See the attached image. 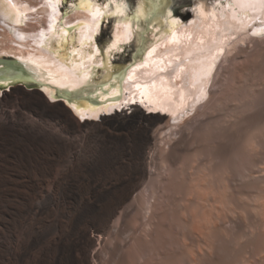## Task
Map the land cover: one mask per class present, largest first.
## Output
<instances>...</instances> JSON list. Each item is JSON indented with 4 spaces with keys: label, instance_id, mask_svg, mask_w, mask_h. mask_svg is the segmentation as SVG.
Segmentation results:
<instances>
[{
    "label": "bare ground",
    "instance_id": "bare-ground-1",
    "mask_svg": "<svg viewBox=\"0 0 264 264\" xmlns=\"http://www.w3.org/2000/svg\"><path fill=\"white\" fill-rule=\"evenodd\" d=\"M31 1L35 4H32ZM48 2L49 0H10L9 3V0H0V30L3 32L0 33V37L15 45L16 49L14 51L13 47L0 46V57L3 54H13L16 59L23 63L27 70H31L33 77L43 84L42 91L45 94L37 90L26 92L21 88H15L10 95L6 96V99H13L17 95L21 96V109L31 114L32 117L43 121V123H52L59 126L60 131L69 136V138H65L50 130L33 125L31 124L32 122L25 121L20 113L17 114V122L12 121L8 114H5L7 120L0 121V264H87L84 248L93 242L88 235L89 227L93 226L95 232L105 228L110 211L127 198L131 192L135 191L142 182L152 178L151 173L155 170L157 172L159 163L165 162L171 169L181 149L189 152V148L186 147V139L190 123L192 121L195 122L196 118H200L201 112L206 109L211 101V89L217 84L219 76L225 75L227 67L225 68V65L222 66L223 61L227 59L230 51L236 45H241L247 37H258V34L264 32V0H225L223 3H221V0H196L194 1L193 9L190 10L192 19L190 17L189 24H186V17H183L185 20L184 24L170 20L167 24V32H155L150 35V40L154 44L151 45L152 48L146 53L145 62L128 73V80L131 78L136 83L135 87L139 92L138 104H136L134 99L136 92H134L131 84L123 85V91L129 93L127 100L129 98L131 100V104L126 105L130 115H127L128 113L125 109L113 111L111 105L82 108L80 105L74 104L89 119V121L84 119L82 123L76 117L77 115L72 107L69 109L64 103L52 105L50 101L55 97V88L76 90L86 85L88 71L85 69V65L88 61L85 60H90L88 58L90 51L89 42L97 28H93L92 25L94 23L97 25L98 20L94 21L91 11L81 6L86 0H81L77 7H69L71 15L64 17L63 24L78 29L76 42L80 49L70 53L68 58H64L61 52L52 46L59 41L56 23L60 20L61 15L58 13L57 8L53 10L49 7ZM52 2L57 5L58 0H52ZM117 3L119 2L110 3L108 11L115 12ZM10 4L14 5L15 8L11 7ZM36 6L38 7L36 8ZM39 8L41 12H37ZM121 11L123 12L122 16H112L114 18L112 39L114 43L132 41V45H138L140 41H137V39L138 37L141 38V29L138 30V27L133 29V22L136 20L135 22L138 24L146 20L150 15L147 14L143 6L137 10L136 19L128 17L129 14L125 7H122ZM37 14H42V16H37ZM169 17H171V13L167 11L165 18ZM31 21L36 22L37 27L25 30L23 27ZM125 25H128V27H125ZM254 32L258 34L254 35ZM41 33L44 35L41 36ZM20 37H23V39ZM218 59H220L218 67L212 74ZM0 61L2 63L6 60L0 58ZM210 65L212 67L209 72ZM202 89L204 91L203 95L201 94ZM143 94L145 95L144 100L140 99ZM101 100L107 101L105 97H102ZM4 103L6 104V101H0V105ZM133 103L135 105H132ZM140 106H143L144 110L146 108V111L141 110ZM101 112L114 113L100 117L99 121H92V119L97 120ZM149 113L156 114L146 115ZM189 116L191 118L186 121V126L176 124ZM242 119H240L237 127H234L236 132L233 130V133L229 130L231 127L228 126L226 130L224 129L225 127H222L223 125L220 126L221 129L215 128V130L211 131L210 128V132L214 133L207 144L208 152H210L208 154L210 155L209 159L212 157L214 160L218 159V162L223 160V162L225 161L223 165L228 167L227 162H231L229 160L231 157L229 158L230 155L228 154L229 152L227 153L226 146H235L237 148L239 146L236 150L240 149L243 152L241 147L244 146L243 138L245 136L243 135L245 132L243 134V131L245 128L239 125ZM206 125L204 124V126ZM174 134L178 135V137L177 140L171 143L169 139ZM169 143L170 145L165 155L161 154L162 146ZM198 143L197 141L196 144ZM205 151L204 147H196L188 154L202 157L207 154ZM240 151H237V156L242 157L244 154L242 153L241 155ZM162 155L164 156L162 157ZM211 163L212 166L214 161ZM61 164L64 169L56 171L55 166ZM217 165L212 166L214 171H216L215 168L219 169L222 167L225 169L222 164L220 166V162L219 166ZM209 167H206L208 171ZM213 170L211 173H214ZM231 171L230 167V174L227 175L229 178L226 179L227 183L225 182L227 184L225 188L227 189L226 195L224 190L221 193V195L224 193L226 196L225 204H227L226 202L229 198L237 199L246 186L244 183L245 176L243 174L238 175L239 178L235 177V174L230 176ZM187 179L186 181L185 178L182 181L180 180L181 183L177 187L178 191L176 193L181 194L180 198L181 196H187L186 193H189L188 195H193L191 193L194 192V194L202 193L199 189L203 190L204 194L205 189L210 191L212 186L204 187V189L199 187L198 192L195 190L198 188L197 186L196 188L191 186L192 184L190 185L193 179L188 181V183ZM229 179H232L233 183L228 182ZM212 187L211 189H214L215 192V187ZM263 189L260 190L264 192ZM216 191L221 192L219 188ZM210 192H213V190ZM262 195L260 194V196ZM190 197L188 198L190 199ZM195 197L193 196L194 200ZM104 198H107L106 206L103 208L100 206L101 209L97 211L98 204L102 203L100 200ZM108 198H111V200ZM188 198L186 199L188 200ZM213 198L215 199V197ZM203 199L198 200L199 205H202ZM232 199H229V204H231L230 200L232 201ZM166 200L168 201V199ZM242 203L239 205L238 202L237 205L241 207L244 204ZM210 204L207 205L209 206ZM195 205L197 206L198 204ZM195 205L193 207L198 210ZM258 205L260 206V204ZM232 207L231 210H234V207ZM247 207L249 208L250 205L246 206L245 203L241 208L242 210L237 209V212H240L239 215L246 213L247 216L244 214L243 217L239 216L235 210L234 212L237 214L233 210L231 211L230 206L227 208L228 210H221L223 213L230 210L232 216L234 215L235 217L237 215L235 217L236 220L242 217L240 219L244 218L243 222L248 223L246 226V223L242 224V226V221L240 224L237 222L242 228L246 227L241 230L240 226V232L238 225L234 224L236 222L235 219L234 222L231 221L233 217L230 215L232 218H229L226 215L228 213H225L224 217H221L223 219L222 222L234 224L235 228L232 225V231H229L227 227L226 229L223 227L222 230V226L220 228L219 225H211L212 227L208 230L209 235L207 233V236L208 240L211 238L209 240L211 243H208L210 245L208 247L212 246V251H215L213 258L218 248L222 249L220 251L222 255L225 254L223 256L226 257L227 255L229 258L228 255H230L231 257L232 254L229 253V249L244 241L242 245L236 246L233 250L231 249V253L232 251L234 252L232 256L234 260L231 259V263L234 264L233 262L237 258L238 261L242 258L245 260L247 255L249 256L248 259H260V261L264 262V221H261L262 219L260 218V216L263 217L260 215L262 212L259 211L258 213V208L256 207H254L255 209L250 207L252 210ZM206 210L208 209L206 208ZM255 210L257 215L259 214L260 216L258 215L257 219L253 217L256 219L254 221L252 216L253 214L256 215ZM261 210L264 211V209ZM241 211L244 212L241 213ZM171 213L168 212L170 218L175 214ZM205 213L207 214V211ZM192 214L194 215V212ZM216 214L218 215V213ZM181 215L183 216V214ZM191 215H189V218ZM202 215L203 213L201 212L200 216ZM206 216L200 218L203 220ZM148 217H152V215L150 214ZM192 217L190 218L191 220H186L187 217H185V221L183 220L182 224H179L180 226L176 223V227H169L168 235L170 240L177 246V249L174 252L171 250L173 253L171 252V255L166 256V253L164 254V246V249H162L161 245H158L160 250L158 249L159 251H156V253L158 252L157 259L159 257V264L200 263H198L199 255L197 254L199 244L197 233L199 232L198 229H201L200 227H204V224L201 226L204 220L200 221V219L199 223L201 224H199L196 222L198 219L195 221L197 216L195 218ZM245 217H248V221ZM171 220L173 221V218ZM175 222L181 223L180 219L178 221L177 218H174L173 224ZM247 228L248 230L250 229L249 232L251 234L247 230V232L245 231ZM111 229L112 233L122 236L124 240L129 236V231L124 227ZM233 230L234 232L236 231L235 233H237V230L240 233L236 235ZM150 231L152 233L151 229ZM200 232L202 235L204 231L202 232L201 230ZM149 235L151 236V234ZM235 235H240L243 241H241L240 237L239 241L241 242L235 241L236 238L238 239V237L235 238ZM144 237H146V234ZM147 238H145V241H147ZM223 238L228 239L227 241H234V244L230 245L231 242L226 241L224 243ZM141 242L145 244L143 239ZM227 243L230 248L226 247ZM218 244L221 246H218ZM116 249L120 252L119 249L121 248L116 247ZM211 249L207 251L211 252ZM152 251L154 250L152 249ZM150 257L153 256L150 255ZM205 257L206 261L202 260L203 264H215L213 259H211L212 256L211 258H207V255ZM143 259L145 258L143 257ZM223 259L222 261H225ZM120 261L122 262V260ZM122 263L124 264V262Z\"/></svg>",
    "mask_w": 264,
    "mask_h": 264
},
{
    "label": "rangeland",
    "instance_id": "rangeland-1",
    "mask_svg": "<svg viewBox=\"0 0 264 264\" xmlns=\"http://www.w3.org/2000/svg\"><path fill=\"white\" fill-rule=\"evenodd\" d=\"M124 1H126V3H128V0H124ZM179 1L180 0H171V1L170 0H163L162 4L159 6L158 12L162 14V13L167 12L166 9H168V12L173 14L172 15L173 17H178L180 20H183V17H186L187 12L193 9L194 1H196V0H191L189 6L188 5H181V6L178 7L176 5V3L179 2ZM206 1H210V0H206ZM68 2H71L72 4H75V0H69ZM68 2L63 7V9L60 11L61 14H64V17L71 15V10L68 7ZM97 2H99V0H97ZM136 2H137V0H134V3H136ZM31 3L35 4L32 1H31ZM38 6H36V8ZM135 7H136V4H135ZM173 11H175L179 15H175L173 13ZM37 12H41V9L39 8V10H37ZM37 16H42V14H37ZM39 19H42V18H39ZM191 19H192V15H191ZM35 27H37V23L31 21V22H28L27 25L25 27H23V28L25 30H31V29H33ZM109 31H110V27H105V29L103 30V33L107 34L105 42L109 40ZM0 33H3V32H1V30H0ZM148 39H149V36L143 35L144 42L142 43V46H147L148 45V41H149ZM0 41H1L0 46L13 47L14 51H16L15 45L7 42L6 40H3V38H1V37H0ZM137 41H140L139 37H138ZM10 56L14 57L13 54L9 53V54H3L0 58L5 59V60H10L9 59ZM129 62H130V59L127 60L126 62H124V64H127ZM21 66H22V68L26 69V67L23 65V63H22ZM222 66H224L225 68L227 67L225 75H220L219 79H218V82L215 85V87H213L212 89L210 88L212 90L211 101L208 104V106L206 107V109H205L206 111L205 110L202 111L204 113V115L201 112L202 115L200 116V118L199 117H198L199 119L196 118V120L198 122L194 119L195 122L192 121L191 122L192 124L190 123L189 129H188V135H187L188 137L186 139V142H187L186 147L189 148V152L194 150L196 147H204L205 150H206L205 153L207 152V154H205V156H207V157L202 156L203 157L202 158L201 156H198V155H193V156L191 155L190 156L188 154L189 152H187L186 150L181 149L179 151V153L177 154L178 157L176 156L178 159L176 158V161L174 162L173 166H171V169L167 166V164H165V162L159 163V166H158L159 168H158L157 172L155 170V171H153L151 173V177H152V178H150L151 180L149 179V180H147L145 182H142L140 184V186L135 191H133V192H131L129 194L128 200L121 206V208H119V210L115 213V215L108 221V223H107L105 228H103L99 232H95V230H94L95 228L91 229V227H93V226L89 227V229H88L89 230L88 231L89 234L88 235H89V237L91 238V240L93 242H91L89 244L88 253H87V264H118V263L119 264H123L122 262H124V264L125 263L127 264L128 262H129L128 264H133L134 261H136V262H134V264H142V263L143 264H145V263L146 264H151L152 262H153L152 264H159V257L157 259V256H158L157 253L158 252L156 253V251H159L160 247L162 249L165 248L164 249V251H165L164 254L166 253V256L167 255L168 256L171 255L177 249L176 248L177 246L170 240V237L168 235L169 227L170 226L171 227L172 226L176 227L177 224L178 225L182 224V221L183 220L185 221V219H184L185 217H187L186 220H191L190 218L192 217V215H193L192 213L193 212H194V215H193L192 218H195V216H197L198 218L197 217L195 218V221L198 219V221H196L197 223H199L200 221L204 220L203 221L204 223H202V224L199 223V224H201V226L204 224V227H200V225L195 222V224L197 226L199 225V227L201 228L200 230L198 229L199 232L197 233L198 234V240H199L198 241L199 244H198V248H197V252H198L197 254L199 255L198 256V263L200 262L201 264H203L202 260L206 261V259H205L206 257L205 256L207 255V258H211V256H212L211 259H213V261H214L213 263H215V264H218V263L219 264H221V263L222 264L223 263L224 264H228V261H230L229 262V264H230L232 262V260H234L232 258L234 252L232 251V253H231V249L233 250L236 246H240L244 242L242 240V238H244L242 236V234H241L242 238L240 237V235H238V236H236V235L238 233H240L241 230H244V228H246L245 226L248 223V222L247 223L245 222L246 223L245 224L243 222L244 218L242 220L240 219V218L243 217L244 214H245V216H247L246 213L243 214L242 212H244V211H241L242 215L241 214L240 215L242 217H239L240 216L239 215L240 212L238 213L237 209L239 208L240 210H242L241 208H242L243 205H245V203H246V206L250 205V207H253L255 205L254 207L258 208V213H259V211L262 212V213H260V215H262L264 217V211L261 210V209H264V208H262V207H264V192L262 190H260V189L264 188V155H263L264 154V36L263 37H252V36L247 37L241 45H239V44L236 45L230 51V53L227 56V59L225 61H223ZM220 70H222V69H220ZM12 71H13L12 69L9 70V72H7V74H12L13 73ZM27 72L31 73V70H27ZM15 88H21V89H23L26 92L33 91V89H30V88H27V87L25 88L23 86H18V85L11 87L9 89V91H3L2 94H0V101L4 100V101H6V104L4 103L5 105L4 104L0 105V121L1 122L7 120L5 114H8L12 121L17 122V119H18V115L17 114L20 113V115H23V118L25 119V121H27L29 123L32 122L31 124H33V125L35 124L36 126H40V127L45 128L47 130H50L53 133H57L60 136H63L65 138H69V136L67 134H65V133L60 131V127L59 126H56V125H54L52 123H50V124L49 123H45V122L43 123V121H40V120H38L35 117H32L31 114H29L25 110L21 109V107H20V100H21L20 98H21V96L17 95L15 97H13V99L11 98L12 100L11 99H6V96L10 95ZM58 103H62V102L52 103V105H55V104H58ZM241 106H243V108H241ZM140 107H141V110L146 111V108L144 110L143 106H140ZM122 109H125V111L128 113L127 115H130L129 111H127L126 106L121 108V109H118V110L120 111ZM155 114L154 113L153 114L149 113V114H146V115H155ZM189 118H191V117L190 116L186 117L183 121H181L180 123H176V124L181 125V126H186V121ZM240 119H242V120H241V123L239 125H242V127L245 128V130L243 128V130H244L243 134L245 132V134L243 135V136H245L243 138L244 139L243 140L244 144L242 143L244 145L243 146L244 148L241 147L243 152H241L240 149L236 150L237 147H235V146L227 145L226 146V150H227V153L229 152L228 153L230 155L229 158L231 157V159H229V160H231V162L229 161L231 163V165H230L229 162H227L228 167H225L223 165V163L225 161L224 162H223V160L219 161L220 162V166L222 164L223 167H225V169L222 168V167L219 168V169L215 168L216 171H214L213 167L215 165H217V164H218L217 166H219V162H218V159L214 160L212 157H210V159L208 158L210 156V155H208V154H210V152H208L209 150L207 149V144H208V142L210 140L209 138L212 137V135L214 133V132L213 133L210 132V128H211V131L215 130V128H218V129L220 128L221 129L220 126L223 125L222 127H225L224 129L226 130V127L228 126V127H231V128H229V130L233 133V130L236 132L235 128L237 127V124L239 123ZM243 120H244V122H243ZM254 123H256V124L254 125ZM204 124H207V125L204 126ZM228 127H227V129H228ZM258 127H259V129H258ZM232 128H234V129H232ZM247 134H248V136H247ZM177 137H178V135L174 134L173 136L170 137L171 139H169V142H170V140H171V143L174 142V140H177ZM197 141L200 144L199 143L196 144ZM169 145H170V143L167 144V145L162 146L163 150H162L161 154L165 155V152L168 150ZM238 148H239V146H238ZM237 151H240L241 155H242V153L244 155H242V157L237 156L238 155ZM164 155H162V157ZM209 160H210V163L213 162V161H214V164L216 162L217 163L215 165L213 164L214 166L212 165L213 166L212 167L211 166L212 163L210 164ZM195 161H196V163H194ZM160 162H162V161H160ZM199 162H201V163H199ZM197 164L199 165V167H201L203 165L204 166L199 168ZM193 166H195V167H193ZM207 166L208 167L211 166V167H209L211 169V170L209 169L210 172L206 168ZM230 167L232 169L230 176H232V175L234 176V174H235V177H237V178H239L238 175H240V174L241 175L243 174L245 176L244 177V179H245L244 183L246 184V186L244 187V190L242 191V193L235 200L232 199V198H229V199H232V201L230 200L231 204H232L233 200H234V202L236 204L235 205L234 202H233L234 206L233 205L232 206L234 207V210L239 215L238 216L239 219L237 218L238 220L235 219V217L237 215L235 217H234V215L232 216V212L231 211L233 209L231 210L232 206H231V204L228 203L229 199L226 198L228 200V201L226 200L227 201L226 203L229 204V205L225 204V197H226L225 195H226V192H227L226 191L227 189H225L227 184H225V182H226V179L229 178L227 175L230 174L229 173ZM60 169L61 170L64 169L62 164L55 166V170L56 171H58ZM212 170L214 171V173L213 172L211 173ZM227 170H229V171H227ZM208 172L211 173V174H209ZM232 172H233V174H232ZM183 174H185V175H183ZM190 174H191V176H190ZM194 174H195V176H194ZM188 175H189V178H188ZM155 177H157V178H155ZM167 178H169V179H167ZM184 178H185V181L188 178L187 179V183H188V181L193 179L191 181L190 185L192 184L191 186H193V187L197 186L198 187V188L196 187L197 189L194 188L196 191H198L199 187L204 189V187L207 188V187H210L212 185L213 187L212 186L211 187L214 188L217 185L215 187V192H214V189H211V187H210V191L213 190L214 194H213V192H210L209 189H205L206 191L204 190L205 191L204 194H205V196L207 195L205 197L204 194H203V190L199 189V191H202V193L198 191L200 194L199 193L198 194H194L195 193L194 192V193H191L193 195H188L189 193H186L188 197L191 196L190 199L185 194H183L185 196H181V198H180L179 196L181 194H178L176 192L178 191L177 187H179L181 181ZM223 180H224V183H223ZM193 182H195V183H193ZM228 182H232V179H229ZM199 183H200V185H199ZM201 184H203V185H201ZM208 184H209V186H207ZM260 186H262V187H260ZM217 187L220 189V191H221L220 193H219V191H216V190H218ZM222 190L225 191V195H224V193H223V195H221V193L224 192ZM259 190L262 191V192H260ZM206 192H208V193H206ZM209 192L212 193L213 195L210 194ZM260 194H263V195L260 196ZM193 196H196L195 200H194ZM216 196H218V197L216 198ZM198 197H200V199H198ZM213 197H215V199ZM184 198H185V200H187L186 198H188V200L185 201V200H183ZM201 198L202 199L204 198L203 199L204 201H202V203H201L202 205H199L200 204L199 201L201 200ZM238 198H241V199H238ZM166 199H168V201ZM206 199H208V200L205 202ZM109 200H111V198ZM237 200H239V201H237ZM243 200H244V202H243ZM197 201H198V203H197ZM240 201H242L244 204L242 202H240ZM100 202H102V203L98 204V207L96 209L97 211L99 209H101L100 206L102 208L104 206H106L107 198L101 199ZM236 202L237 203L239 202V205H240V203H242L243 205L240 207V206L237 205ZM192 204H193V206L195 204H198L199 207H198V205L197 206L195 205L198 210H196L195 207L192 206ZM204 204H206V205L210 204L211 206L210 205L206 206ZM258 204H260V206ZM261 205H262V207H261ZM187 206L189 207V209H187L188 208ZM229 206H230V210L231 211L230 210H229V212L225 211L224 213L221 211V210H223V211L224 210H228L227 208H229ZM184 207H185V209H183ZM190 207H191V209H190ZM254 207H253V209H255ZM259 207H261V208L259 209ZM199 208H201L202 211ZM206 208L208 210H206ZM166 209H168V210H166ZM192 209H193V212H192ZM204 209L207 211V214L205 213L206 211ZM182 210H184L185 212L184 211L182 212ZM186 210L188 211V213H187ZM234 210H233V212H234ZM251 210H250V213H251ZM208 211H209V213H208ZM168 212H170V213L173 212V214L175 213L173 215V217L171 216V218H173V221L171 220L170 214H168ZM190 212H191L192 215L189 214ZM201 212L203 213L202 216L205 217L207 215L206 218H204L203 220L201 219L202 216H200ZM230 212H231V214H230ZM236 212H234V213L237 214ZM149 213L152 215V217H148V215L150 216ZM166 213L168 214V216H167ZM176 213H177V215H176ZM216 213H218V215ZM225 213H228L226 215L229 218L233 217V219L231 221L234 222V219H235V221H236V222H234V224L236 223L235 225L240 224L241 221H242L241 225L245 224V226L243 228H242L243 225L242 226L238 225V228L240 226H241L240 228H242L241 230H240V228L238 229V230H240V232H238V230H237V233H235L236 231L234 232V230H236V229L233 230V232L236 234L235 238L238 237V239L236 238L235 241L236 240L239 241V239L241 238V241H243V242L239 241V242H241V244L238 243L239 245L236 244V242H235L236 246L234 248H230L229 246L231 244H234V241H227L228 239L226 240V238L225 239L223 238L224 239V243H225V241L226 242H231L230 245H228V243H227L226 247L228 246V248H230L229 249V251H230L229 253L232 254V256L230 257V255H228L229 258H230V260H229L227 255H226V257L223 256L225 254L222 255V253H221L222 249H219L216 246V248H218L219 250L218 249L216 250V248H215V250L217 252V253H215L216 255L214 257L215 260H217V261H215L214 258H213V253L215 251L214 252L212 251V249H211L212 246L208 247V246H210V245H208V243H211V241H209V240H211V238L209 236L210 239L208 240L207 233H208V230L212 227L211 225H217V226L219 225L220 228L222 226V230H223V227L225 229L227 227L229 231H232V229L235 228L234 224H230L229 222H225V223L222 222L223 221L222 218L224 217ZM181 214H183V216ZM210 214L212 215V217H211ZM252 214H251V216H252ZM255 214L257 215V211H256ZM189 215H191L190 218H189ZM209 215H210V217H208ZM230 215L232 217H230ZM256 215L253 214V216H252V219L254 221L258 218L259 214L257 215V217H256ZM215 216L216 217L218 216V217L216 218ZM153 217H154V219L155 218L156 219L154 220ZM253 217H255L256 219H254ZM263 217L260 216V218L262 219L261 221H264ZM148 218H150L152 220H149ZM174 218H177L178 221L180 219L181 223L180 222L179 223L175 222V224H173L174 223ZM245 218H247V221H248V217H245ZM205 220H206V222H205ZM175 221H177V220L175 219ZM216 221H218V222L216 223ZM219 221H220V224H219ZM224 221H227V220H224ZM233 222H231V223H233ZM237 222H238V224H237ZM212 223H214V224H212ZM150 225H151V227H150ZM232 225H233V228H232ZM145 226L149 230L146 229ZM115 227H117V228H119V227L126 228L129 231L128 238L124 240V238L122 236H120V235L117 236L114 233H112V231H111L112 229L111 228H115ZM140 228L142 229L143 233H141L142 231H141ZM150 229L152 230V233H150L151 232ZM201 230H202V232L204 231L202 235L200 234ZM246 230L248 232L250 231V229L248 230V228L245 229V231ZM148 232H149V234H151V236L148 234ZM225 233H227V232H225ZM145 234H146V237L143 238V236H145ZM249 234H251V232H249ZM249 234H248V236H250ZM208 235H209V233H208ZM223 235H225V234H223ZM227 235H228V233H227ZM246 236H247V233H246ZM145 238H147V241H145ZM227 238H229V237H227ZM142 239L144 240L145 244L143 242H141ZM139 240H140V242H139ZM244 240H245V238H244ZM152 243H154V244H152ZM158 245L159 246L161 245V246L159 247ZM172 245L173 246L175 245V246L173 247ZM143 246H145L146 248L144 247V249H143ZM149 246H151V247H149ZM156 246H158V247H156ZM163 246H164V248H163ZM218 246H221V245L218 244ZM116 247L121 248V249H119L120 252L117 251ZM141 247H142V249H140ZM222 247H223V245H222ZM150 248H152L154 251H152V249H150ZM207 248L211 249L212 253L210 251H207V250H209ZM228 248H226V249H228ZM171 250H173V252ZM167 252H168V254H167ZM208 252L211 253L212 255L209 254ZM226 253H228V252H226ZM204 254H205V256H204ZM150 255L153 256V257H150ZM244 255L246 256V254H244ZM219 256H220L221 261L219 259ZM143 257L145 259H143ZM242 257H244V256H242ZM248 257H249L248 255H247V258L244 257L245 260L242 258L244 261L241 258H240L241 259L240 261L237 260L238 258L237 259L235 258L237 261L235 260V262H233V263L234 264L235 263L236 264H241V263L244 264L245 261L247 260V262L245 264H264V262L260 261V259H256L255 260L254 258H252L254 260H251V258H249L250 259L249 260ZM199 258H200V261H199ZM222 259L225 260V261H222ZM118 260H119V262H118ZM120 260H122V262ZM179 264H183V263H179Z\"/></svg>",
    "mask_w": 264,
    "mask_h": 264
},
{
    "label": "water",
    "instance_id": "water-1",
    "mask_svg": "<svg viewBox=\"0 0 264 264\" xmlns=\"http://www.w3.org/2000/svg\"><path fill=\"white\" fill-rule=\"evenodd\" d=\"M116 1L120 3V0H116ZM190 1L191 0H180L179 2L176 3V5L178 7L181 6V5H188L189 6L190 5ZM224 1L225 0H221V3H223ZM162 2H163V0H137V2L134 3V0H128V3H126V1L123 0L124 7H125L126 11L128 12V14L130 15V16H128L129 18L134 17L136 19L137 12H138L137 10L141 6H143L145 8L147 14L150 15V16H148V18L154 19V20H160V19H162L165 16V13L161 14V13L158 12L159 6L162 4ZM135 4H136V7H135ZM173 13L175 15H179L175 11H173ZM190 17H191V11H188L187 14H186L187 20H191ZM176 18H178V17H176ZM113 19L114 18L112 16H109V20L113 21ZM262 33H264V32H261L257 36H260ZM52 46H53L54 49H56L54 44ZM61 54H62V56L64 58H68L69 57V54L66 53V51H61ZM8 67H9V70H11V69L13 70V73L10 74V75H14V77H16V79H18V81H17L18 86H23L25 88L27 87V88H30V89H33V90H37V91H40L41 93L44 94V92L42 91L43 84H41L39 81H37L30 72H27L26 69L22 68V66H20L18 64V62L11 61V62L8 63ZM9 70L7 72H9ZM7 72H5V74H7ZM0 75H1V72H0ZM3 90H4V87L0 86V91H3ZM55 91H58V88H55ZM58 96L60 98L57 100V102H62L63 103L64 99L68 100V101L70 100L69 99V95L66 92H61V93L58 94ZM83 99L94 103L92 98L89 97V96H86ZM79 104L82 107L89 106L86 101L80 102ZM128 198L129 197L125 198L121 203H119V205L115 206L112 209V211H110L109 217H108V221L115 215V213L128 200ZM91 228L94 229V227H91ZM88 248H89V246L84 248V255H86V257H87V253H88Z\"/></svg>",
    "mask_w": 264,
    "mask_h": 264
},
{
    "label": "snow or ice",
    "instance_id": "snow-or-ice-1",
    "mask_svg": "<svg viewBox=\"0 0 264 264\" xmlns=\"http://www.w3.org/2000/svg\"><path fill=\"white\" fill-rule=\"evenodd\" d=\"M10 3V0H9ZM110 3H116V0H107V2H105V0H99V2H96V0H86V2L84 4H82V7H85L86 9L91 11V14L95 20H99L101 18H103L105 15L107 16H116V15H123V12L121 11V8L124 7V3L123 0H120V3L116 4V11L115 12H111L108 11L109 8V4ZM11 7L15 8L14 5H11ZM48 6L51 7L53 10H55L56 8V3H53L52 0H49L48 2ZM51 27V26H50ZM93 28L97 27V25L94 23L92 25ZM125 27H128V25H125ZM254 35L258 34V33H253ZM44 34L41 33V36H43ZM21 39H23V37H20ZM113 48L117 47V44H113L112 45ZM92 57L89 56V59H91ZM211 65L209 66L208 71L210 72L211 70ZM6 82H8V77L6 76H2L0 75V85L5 84ZM201 94H204L203 89L201 90ZM70 107L73 108V111L75 112V114L77 115V117L83 121L86 117L85 115L78 109L76 108L74 105H70Z\"/></svg>",
    "mask_w": 264,
    "mask_h": 264
},
{
    "label": "trees",
    "instance_id": "trees-1",
    "mask_svg": "<svg viewBox=\"0 0 264 264\" xmlns=\"http://www.w3.org/2000/svg\"><path fill=\"white\" fill-rule=\"evenodd\" d=\"M106 36H107V34L106 33H103L99 38H98V40H97V44L98 45H102L104 42H105V40H106ZM129 54H128V51H126L125 53H123L119 58H117V63H119V64H122V63H124V62H126L127 60H129ZM18 85V83L17 82H14L12 85H11V87H13V86H17ZM9 91V90H8Z\"/></svg>",
    "mask_w": 264,
    "mask_h": 264
}]
</instances>
